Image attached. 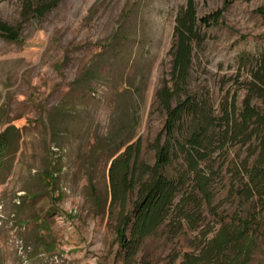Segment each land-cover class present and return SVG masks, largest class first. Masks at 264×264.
Listing matches in <instances>:
<instances>
[{"label": "rangeland", "instance_id": "rangeland-1", "mask_svg": "<svg viewBox=\"0 0 264 264\" xmlns=\"http://www.w3.org/2000/svg\"><path fill=\"white\" fill-rule=\"evenodd\" d=\"M44 1L0 0V18L20 25L19 41L0 35V131L13 126L17 136L0 170V264H178L246 212L257 214L259 225L247 264H264V211L235 192L233 160L255 159L247 144L216 150L201 165L216 172L210 201L199 208L180 203L191 189L187 181L130 259L116 234L122 208L110 205L108 172L137 138L139 159L154 162L151 143L165 119L156 94L163 87L176 88L177 98L207 95L214 114L233 94L241 104L264 53V0H192L197 18L215 11L221 17L195 22L182 75L171 46L188 0H57L38 16ZM180 170L182 156L166 168L171 177Z\"/></svg>", "mask_w": 264, "mask_h": 264}, {"label": "trees", "instance_id": "trees-1", "mask_svg": "<svg viewBox=\"0 0 264 264\" xmlns=\"http://www.w3.org/2000/svg\"><path fill=\"white\" fill-rule=\"evenodd\" d=\"M57 0L44 1L35 9L43 16ZM28 7H30L28 5ZM221 11L197 18L192 0L176 16L174 41L171 46L174 68L185 73L190 63V43L195 22L203 25L216 23ZM0 35L7 40L19 41L20 25H12L0 18ZM246 94L240 105L236 95L225 98L217 114L209 97L198 99L192 95L177 98L176 88L163 87L156 98L164 108L165 119L151 148L154 162L147 164L139 159L140 139L124 146L113 158L109 167L110 205H121L122 211L116 225L119 244L125 258L130 259L142 238L149 235L167 216L178 188L191 183V189L180 203L192 200L199 208L201 201L211 199V182L216 172L201 166L216 151L228 145H246L255 154L253 164L246 158L233 160L234 176L239 180L235 192L243 200L255 199L264 211V53L256 59ZM177 98L172 104V100ZM258 104L253 102V99ZM14 127L0 131V170L16 151L17 136ZM182 156V170L176 177L167 174V166ZM140 182L136 198L129 212L125 205L131 191ZM257 214L235 213L231 221L222 223L216 234L198 254L185 253L178 264H247L255 251L259 225Z\"/></svg>", "mask_w": 264, "mask_h": 264}]
</instances>
